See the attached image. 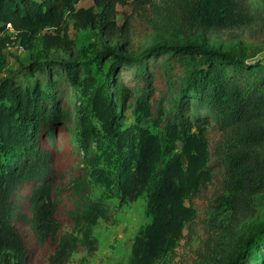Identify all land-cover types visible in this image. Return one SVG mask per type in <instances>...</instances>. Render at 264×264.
<instances>
[{
    "label": "trees",
    "instance_id": "16d2710c",
    "mask_svg": "<svg viewBox=\"0 0 264 264\" xmlns=\"http://www.w3.org/2000/svg\"><path fill=\"white\" fill-rule=\"evenodd\" d=\"M77 1L0 0V31L10 27L31 49L24 68L33 78L32 86L12 77L0 82V264L28 263L22 226L38 244L52 248L47 264H67L79 247L91 255L97 249L93 223L97 217H109L102 202L89 199L88 167L95 160L89 130L80 126L73 133L80 171L62 174L53 166L61 127L72 120L57 92L66 85L76 88L85 67L69 59L48 58V51L60 48L62 41L44 30L59 28L67 17L80 26H98L109 35L122 36L127 26V21L116 24L120 0H93L100 8L96 15L90 8L76 9ZM172 1L180 21L195 36L146 50L143 56H159L154 64L141 61L140 56L113 55L102 100H98L101 113L113 119L110 123L119 118L134 89L138 113H154L155 133L141 128L112 133L119 139L120 201L134 200L146 188L159 223L158 231L146 240L144 253L133 251L124 264L174 263V249L184 237L183 230L189 234L193 227V213L180 216L176 205L196 195L214 167L222 170L220 204L228 207L231 219L227 225L215 224L212 232L232 230V222L248 217L255 209L256 196L264 193V62L246 63L211 48L207 41V34L214 30L249 25L262 16L254 12L257 7L249 0ZM4 45L5 39L0 40V58ZM120 62L135 64L134 75L141 76L145 85L131 87L118 80ZM154 66H161L164 88L152 102ZM41 75L47 83H42ZM91 101L97 105L96 98ZM209 128L220 132L213 151L206 136ZM177 140L181 149L166 162ZM7 149L12 156L6 160L2 154ZM157 175L160 178L155 180ZM58 213L69 221V230ZM240 239L235 244L233 237V251L217 264H264V222Z\"/></svg>",
    "mask_w": 264,
    "mask_h": 264
},
{
    "label": "rangeland",
    "instance_id": "374dc122",
    "mask_svg": "<svg viewBox=\"0 0 264 264\" xmlns=\"http://www.w3.org/2000/svg\"><path fill=\"white\" fill-rule=\"evenodd\" d=\"M249 2L257 7L254 12L259 13L262 19H255L256 21L249 25L214 30L207 34V41L213 49L229 52L234 57L244 59L246 63L254 64L264 62V1ZM75 8H90L94 15L100 10L93 0H78ZM126 21L127 26L122 36L109 35L91 24L80 26L70 17L65 18L59 28L44 30L51 35H58L62 41L60 48H51L48 51V58L55 61L69 59L80 64L81 68L85 67V70L81 71L79 76L81 81L76 88L66 85L62 92L61 87L57 92L63 107L71 113L72 120L61 127L53 166L62 174L80 171L82 166L78 168L80 159L74 147L73 133L76 134L80 126H84L87 132L89 130L90 148L95 156L94 162L88 167L91 187L89 199L102 202L109 214L107 219L97 217L93 223L92 234L97 239V249L88 255L84 248L79 247L67 264H124L133 251L143 254L146 240L158 231V219L146 188L140 189L134 200L119 199L117 189L119 139L117 135H112L116 129H130L135 132L141 128L155 133L154 113L152 115L138 113L135 106L137 91L134 89L132 96L124 102L119 118L110 123L113 119L100 111L102 109V103H99L102 100L100 93L104 92L105 75L114 61L113 55L131 58L140 56L141 61L154 64L159 56H143L146 50L155 45L193 38L195 33L180 21L172 0H120L117 4L116 24L121 26ZM4 39L5 45L0 58V82L12 77L22 85L32 86L33 78L24 68L29 62L31 49L21 43L10 27L5 32L0 31V40ZM118 64L122 65L116 75L118 80L131 87L134 85L140 88L145 85L141 76L134 75L137 70L135 64L127 65L126 62ZM160 67H153L155 74L151 82L153 95L149 98L152 102L155 97L158 98L159 89L164 88L159 74ZM150 69L152 70V67ZM41 76L42 83H47L46 77ZM51 76L53 79L56 78L55 73ZM26 79L31 82L29 80L21 82ZM43 84L42 88L48 89V85ZM93 98L97 99V105L91 101ZM206 136L213 151L220 138V132L209 128ZM169 143L171 144L170 141ZM181 145V141H175L174 146L177 147L166 156V162L172 160L174 153L181 149ZM10 152L8 149L4 150L2 158L10 159L12 156ZM214 157L215 154L212 153V159ZM222 177V170L218 166L214 167L210 178L196 195L176 205V213L180 216L188 217L193 213V227L189 234L186 228L183 230L184 237L174 249L173 264H217L219 259H224L233 251L231 247L233 237L234 243L237 244L242 236H248L252 232L255 225L264 222L262 193L256 196L255 209L248 217L232 222V230L220 234L212 232L215 224L227 225L231 219L228 207L220 204L223 194ZM159 178L160 175L155 176V180ZM58 218L64 229L69 230L70 224L65 215L58 213ZM21 230L29 254L27 264H47V259L52 253L49 244L40 245L23 226ZM209 233L213 237L208 239ZM208 240L209 244L206 246Z\"/></svg>",
    "mask_w": 264,
    "mask_h": 264
},
{
    "label": "built area",
    "instance_id": "2783aa9c",
    "mask_svg": "<svg viewBox=\"0 0 264 264\" xmlns=\"http://www.w3.org/2000/svg\"><path fill=\"white\" fill-rule=\"evenodd\" d=\"M8 26H10V25H8Z\"/></svg>",
    "mask_w": 264,
    "mask_h": 264
}]
</instances>
